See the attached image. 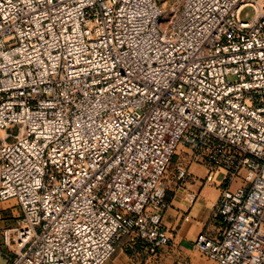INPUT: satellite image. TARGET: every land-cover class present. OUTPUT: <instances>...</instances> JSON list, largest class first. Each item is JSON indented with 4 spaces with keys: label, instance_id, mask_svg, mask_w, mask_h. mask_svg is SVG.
I'll use <instances>...</instances> for the list:
<instances>
[{
    "label": "built area",
    "instance_id": "1",
    "mask_svg": "<svg viewBox=\"0 0 264 264\" xmlns=\"http://www.w3.org/2000/svg\"><path fill=\"white\" fill-rule=\"evenodd\" d=\"M0 131L8 264H106L126 237L157 254L184 150L181 182L201 164L222 187L196 247L264 264V0H0Z\"/></svg>",
    "mask_w": 264,
    "mask_h": 264
},
{
    "label": "crops",
    "instance_id": "2",
    "mask_svg": "<svg viewBox=\"0 0 264 264\" xmlns=\"http://www.w3.org/2000/svg\"><path fill=\"white\" fill-rule=\"evenodd\" d=\"M188 157L185 150L175 156L173 170L166 177L168 191L162 217V230L169 238L170 244L160 249L156 255L148 257L146 261L141 253H136V264H218L199 251L195 240L201 233L210 237H218L220 234L223 224L216 212L222 187L205 183L207 167L201 164H191L189 180L185 183L181 182L175 166L188 160ZM235 186L236 184H232L231 187ZM123 253V250H119L113 264H134ZM11 260L12 258H7L6 263Z\"/></svg>",
    "mask_w": 264,
    "mask_h": 264
},
{
    "label": "rangeland",
    "instance_id": "3",
    "mask_svg": "<svg viewBox=\"0 0 264 264\" xmlns=\"http://www.w3.org/2000/svg\"><path fill=\"white\" fill-rule=\"evenodd\" d=\"M254 16H255L254 8L246 7L243 10L242 18L244 20L246 21L252 20ZM16 131H17V128L10 130V132L12 133H16ZM4 135H5V132L0 131V136L2 138ZM174 165H175V162L173 161L169 168L168 174L173 170ZM177 167L178 166H175L176 171H177ZM21 215L22 213L19 207L17 206V201L15 199L9 200V201H0V256L3 255L2 258H0V264H7L6 259L7 258L11 259L15 256V252L17 251L15 242L11 240L9 244H6L4 241V238L2 237V233L6 230L15 229L18 226V221L20 220ZM138 246H140V248H138ZM136 247H137V250H136ZM119 250H123L124 252L123 254L128 256L134 264L137 263L136 253H141V255L144 257L143 258L144 261H146L148 257L154 256L150 252L149 246L143 238L138 237L136 239H133L132 237H126L118 245L114 256L106 264H113V260L115 259V257H117V253L119 252Z\"/></svg>",
    "mask_w": 264,
    "mask_h": 264
},
{
    "label": "bare ground",
    "instance_id": "4",
    "mask_svg": "<svg viewBox=\"0 0 264 264\" xmlns=\"http://www.w3.org/2000/svg\"><path fill=\"white\" fill-rule=\"evenodd\" d=\"M6 136V133H5V135L3 136V138Z\"/></svg>",
    "mask_w": 264,
    "mask_h": 264
}]
</instances>
